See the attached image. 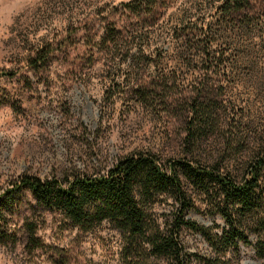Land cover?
Returning <instances> with one entry per match:
<instances>
[{"label": "rangeland", "instance_id": "rangeland-1", "mask_svg": "<svg viewBox=\"0 0 264 264\" xmlns=\"http://www.w3.org/2000/svg\"><path fill=\"white\" fill-rule=\"evenodd\" d=\"M130 1L0 0V71L14 74L0 77V193L22 174L63 182L133 152L236 175L264 148V0H253L240 24L219 23L215 0H156L152 15L139 16ZM107 28L121 37L110 53L97 46ZM44 44L48 65L28 68L25 58ZM198 103L211 109L212 130L190 138ZM183 183L189 208L180 213L161 196L152 218L165 229L184 216L220 235L221 215ZM7 215L17 241L0 245V264L140 263L125 260L123 237L109 223L86 232L66 226L28 194ZM26 218L40 248L27 250ZM246 235L248 243L224 254L186 227L179 240L201 258L188 256L190 264H264L253 249L264 232Z\"/></svg>", "mask_w": 264, "mask_h": 264}, {"label": "trees", "instance_id": "trees-1", "mask_svg": "<svg viewBox=\"0 0 264 264\" xmlns=\"http://www.w3.org/2000/svg\"><path fill=\"white\" fill-rule=\"evenodd\" d=\"M252 1L215 0L213 14H217L219 23L240 24ZM155 4L156 0H131L125 6L139 16L140 12L152 15L150 9ZM97 39V46L110 53L121 37L113 28H107ZM50 49V44H44L27 56L28 68H46ZM4 75L14 74L0 71V77ZM191 110L194 128L188 136H206L212 130L211 109L198 103ZM239 170L233 175L190 160L162 161L150 152H133L117 159L104 172L74 173L63 182L55 177L41 179L22 174L0 193V245L16 243L15 234L9 232L7 214L28 194L37 207L58 214L66 226L86 232L109 223L123 237L125 260L131 257L140 260L138 264H190V255L198 259L196 254L184 251L179 240L181 227L200 233L214 252L224 254L238 242L248 243L246 233L264 232V148L251 153ZM183 181L206 196L221 215L225 226L220 235L184 216L165 229L152 218L150 206L161 196L178 202L180 213L189 208ZM35 227L27 218L22 223L21 229L28 236L27 250L42 245L34 236ZM253 249L257 258H264V238L258 239Z\"/></svg>", "mask_w": 264, "mask_h": 264}]
</instances>
